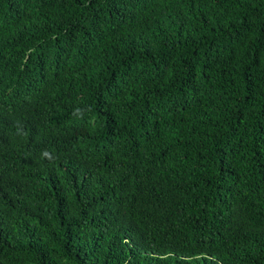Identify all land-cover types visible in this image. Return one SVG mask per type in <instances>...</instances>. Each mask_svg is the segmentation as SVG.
I'll return each mask as SVG.
<instances>
[{"label":"trees","instance_id":"16d2710c","mask_svg":"<svg viewBox=\"0 0 264 264\" xmlns=\"http://www.w3.org/2000/svg\"><path fill=\"white\" fill-rule=\"evenodd\" d=\"M0 264H264V0H0Z\"/></svg>","mask_w":264,"mask_h":264}]
</instances>
